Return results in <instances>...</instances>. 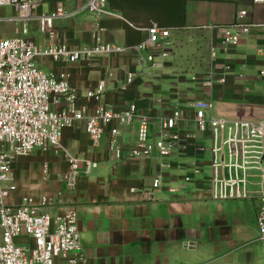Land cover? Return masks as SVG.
<instances>
[{"label": "crops", "instance_id": "1", "mask_svg": "<svg viewBox=\"0 0 264 264\" xmlns=\"http://www.w3.org/2000/svg\"><path fill=\"white\" fill-rule=\"evenodd\" d=\"M86 2L45 0L35 9V16L52 13L58 4L63 7L65 15L54 18L52 40L38 31L35 20L27 24V37L40 46L65 44L78 48L91 42L94 34H100L104 40L132 46L145 37L147 25L154 22L170 30L173 51L165 68L139 69L135 55L128 53L99 56L74 64L38 57V67L46 73H68L71 85L80 96L79 102L84 101L82 97L88 90L102 86L104 93L99 104L119 110L135 103L143 113H154L157 109H150L151 97L162 94L165 104L172 105L203 93L197 88L198 83L192 81V76L204 72L210 63L212 65L208 47L218 45L206 26L232 22L239 9L248 10L254 21L253 6H240L252 4L251 0H107L105 9L108 13L98 17L86 9ZM6 9H12L13 15L0 14V18L15 16L14 8L9 6L0 7V12ZM258 24L261 27L253 32L264 33L259 30L264 23ZM10 25L1 26L5 36L14 33L15 25L12 24L13 28ZM253 32L250 33L253 35ZM252 35L251 38L243 37L227 54L218 50L213 61L216 71L219 72L226 62L232 63L231 66L235 62L242 63L241 67L248 71L253 66L248 52ZM128 71L135 72V79L121 90ZM235 74L232 68L226 81L213 87L212 99L220 114L247 117L253 109H236L234 103L225 99V96H231L232 90L238 89L235 86L244 83L238 82ZM197 91L200 94H196ZM96 105L95 102H86V114L91 113ZM135 136L136 124L123 130L119 141L128 145ZM106 142L105 133L100 144L92 146L83 122L63 130L61 144L70 154L96 160L98 165L94 169L99 164L103 168L93 174L92 170L88 175L81 174L74 190H66L62 181L68 164L61 155L35 149L30 155L17 157L12 162L17 185L14 201L19 202L26 195H45L51 202L44 211L52 216L68 209L75 210L85 259L82 264H264L258 254L261 244L257 240L253 202L215 200L214 204H218L223 212L208 213L204 209L206 200L214 199L199 184H194V189L182 186L178 182V169H161L155 156L129 158L124 155L116 160L107 151ZM43 157L47 160L43 161ZM187 158L174 154L170 161L188 166ZM44 164L48 166L45 180L40 178V168ZM62 171L61 176L56 175ZM160 172L165 173V183L153 189L152 181ZM169 188H176V191L171 192ZM243 201L249 202L253 210L250 218L245 212L232 210L240 207Z\"/></svg>", "mask_w": 264, "mask_h": 264}, {"label": "built area", "instance_id": "2", "mask_svg": "<svg viewBox=\"0 0 264 264\" xmlns=\"http://www.w3.org/2000/svg\"><path fill=\"white\" fill-rule=\"evenodd\" d=\"M45 0H0V7H12L15 16L0 18V264H82L85 259L79 237L75 210L68 209L52 216L44 211L51 200L45 195L22 196L13 200L17 189L12 172V162L26 157L35 149L52 151L61 155L68 164L62 177L66 190H74L78 177L88 175L98 162L70 154L61 144L65 128L78 122L84 123L85 132L92 146H98L107 134V151L119 160L157 157L161 169H185L178 176L184 186L195 183L205 188L214 200H251L256 210L258 242L264 247V120L229 119L215 115L212 89L223 84L232 71L225 63L218 72L213 61L217 52L227 54L253 29L261 27L251 19L246 9H239L232 22L210 24V31L217 46L212 44L211 69L192 81L198 83L203 93L187 101L166 105L163 98L151 97L149 105L157 107L154 113H143L135 103L122 109L99 104L104 93L102 86L88 90L80 101L66 72L46 73L38 68L35 60L48 57L53 61L74 64L99 56L133 54L139 66L161 67L168 55L170 30L151 22L145 37L132 46H123L104 40L94 34L92 41L78 48L65 44L40 46L27 37V24L37 22L41 34L53 38L54 18L65 15L58 4L50 14L34 15ZM107 0H87L86 9L98 17L108 13ZM264 4V0H251ZM14 24L12 36H5L1 26ZM157 58L158 60H156ZM135 72L128 71L120 86L125 90L135 79ZM264 77V69L258 72ZM198 79V80H197ZM86 102H95L93 111L86 114ZM156 122L155 137L151 138L150 124ZM136 124L135 140L123 145L119 138L122 131ZM208 140V147L204 141ZM193 156L186 166L172 163L171 156ZM209 154V160L205 159ZM206 166L209 173H205ZM42 179L48 175V166H42ZM165 173L154 177L151 187L165 183ZM175 192L176 188H169ZM148 194V192H147Z\"/></svg>", "mask_w": 264, "mask_h": 264}, {"label": "rangeland", "instance_id": "3", "mask_svg": "<svg viewBox=\"0 0 264 264\" xmlns=\"http://www.w3.org/2000/svg\"><path fill=\"white\" fill-rule=\"evenodd\" d=\"M240 6H253V8L251 9V12L253 14V19L254 21L258 22V23H264V4H245L243 3L242 5ZM0 14H6L7 16H11L13 15V10L12 9H6L4 11H1ZM14 27V25H10L9 27ZM12 27V28H13ZM255 30V29H253ZM252 30V32H253ZM259 30H261V32H264V27L260 28ZM251 35L252 33L246 35V36H250L251 38ZM244 36V37H246ZM259 39H264V33H258L257 31L253 32V35H252V41H250V46L248 49V52L251 54L250 57H249V60L250 62L252 63L251 65L253 66H250L251 68L246 71L244 66L241 67L242 63H236L234 64V66H231L233 68V72L236 73V77L237 79L239 80L238 82H244L243 84L239 85V86H235V87H238L237 90H232L231 92V96L229 95L228 98L227 96H225V99H227V102H230V103H234L236 109L239 108V109H242V110H248V111H253L248 113L249 115L244 116V117H240V116H243L242 114L240 115H229L227 113H224V114H220V112L217 111L216 108H214V113L215 115L217 116H220V117H224V118H229V119H236V118H245V119H257V120H264V77H258V72L262 69H264V41H261ZM260 41V42H259ZM210 44V43H209ZM172 46V43L170 41V44L166 46V48L168 49V55L167 57H165L163 59V65L161 67H153V66H147V65H144V66H140L139 69H142V70H149V69H163L165 68V64L170 56V53L172 54V51H173V48L171 47ZM210 48H211V45L208 47V52H209V56H210ZM156 60H158L157 58H155ZM159 61V60H158ZM37 66H38V62L35 60ZM228 64H230L229 62H226ZM232 65V63H231ZM211 63L209 66H207L204 70V72L202 73H199V75H197V78L199 76H201L202 74H204L205 72H207L208 70L211 69ZM39 68V67H38ZM40 69V68H39ZM45 71V70H44ZM201 74V75H200ZM185 79H188V77L186 75H184ZM198 80V79H197ZM177 82V80H176ZM186 82V81H185ZM185 82H183L185 84ZM194 87V84L192 82V88ZM197 88L199 89L200 87L198 86L197 84ZM196 94H200V91H197ZM156 97H160V98H163L165 96H163L162 94L160 96H156ZM176 103H180V102H173L172 105L176 104ZM237 105V106H236ZM156 107V106H155ZM224 108V107H223ZM223 111H228V109H221ZM155 126H156V122L155 121H152V123L150 124V134H151V138L154 139L155 137ZM204 144L206 147H208L209 145V141L208 140H205L204 141ZM36 150H39L40 152L42 150L40 149H36ZM205 159L206 160H209V154H205ZM43 161L47 160L45 157L41 158ZM187 160H189V164L188 166L195 160V158L191 155V156H188ZM41 167V164L40 166ZM100 169H103L100 164H99V167L97 169H93L91 171V174H93L96 170H100ZM40 170H42V168H40ZM187 169H179L177 170L176 172H179V176H182L185 171ZM205 173L208 174L209 173V167L206 166L205 168ZM63 174V171L62 172H59V173H56V175L58 176H61ZM43 174L41 173L40 174V178H42ZM179 180V178H178ZM178 182H181L180 180ZM195 183H186L185 185H188L189 188H192L194 189L195 188ZM207 201V205L205 204V211L208 212V213H220V212H223V209H221L218 204H214V202H216L215 200H206ZM205 201V202H206ZM252 203L251 200H248ZM213 202V203H212ZM244 203L242 205H240V207L238 208H232V210H238V211H242V212H245L247 214V217L250 218L252 216V208L249 204V202L247 201H243ZM252 205V204H251ZM258 254H259V257L260 259H264V247H259L258 249ZM59 264H65L64 261H61L59 260L58 261Z\"/></svg>", "mask_w": 264, "mask_h": 264}]
</instances>
